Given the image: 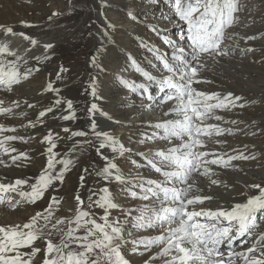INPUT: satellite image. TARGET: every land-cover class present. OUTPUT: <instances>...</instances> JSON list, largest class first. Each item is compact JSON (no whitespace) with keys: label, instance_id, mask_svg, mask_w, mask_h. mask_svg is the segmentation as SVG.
Wrapping results in <instances>:
<instances>
[{"label":"snow or ice","instance_id":"snow-or-ice-1","mask_svg":"<svg viewBox=\"0 0 264 264\" xmlns=\"http://www.w3.org/2000/svg\"><path fill=\"white\" fill-rule=\"evenodd\" d=\"M157 2L158 0H150L152 4ZM165 3L172 4L174 16L187 28L186 47L180 46L174 40L165 39V43L172 49L171 56L161 55L157 49L148 48L159 62L161 68L159 76L145 70L129 54L127 60L145 82L137 84L122 77H117V81L123 87L146 98L150 102L148 107H151L152 102L155 101L150 91L153 86L157 92L167 91L168 94L161 99L163 102L172 103L169 111L163 115L172 118L153 124L152 127L158 131L152 136H146L145 139L158 138L168 141L169 144L173 139L181 142L166 150L137 153L163 179L131 180L121 172L114 158L107 157H105V166L97 172V176L105 182L114 181L125 185V190L132 199L148 203L142 208L124 212L125 221L110 219L111 210L120 208V205L114 202L110 189L105 186L99 190V194L93 193L88 197L89 210H86L84 200L77 195L74 197L75 208L70 209L74 215L70 218L61 217L55 224H51L53 206L61 203L59 199L53 197L48 208L44 212H37L28 222L22 225L0 226V264H33V258L41 252L40 248L34 246L39 239H43L46 244L43 249L42 264H129L123 254V249L129 244L133 245V252L140 247L144 251L154 246L159 247V251L150 256L145 264H154L157 259L162 260V264H264V233L254 234L257 228V213L264 210V187L259 184L251 185L250 187L259 190V194L249 196L245 202L236 203L230 209L189 210V206L200 205L205 200L211 199L204 195H191L194 190L198 191L195 181L189 182L193 174L208 175L211 171L209 165L226 167L232 160L249 158L240 154L224 159L202 150L206 145L204 137L219 136L224 131L217 125L206 123L210 119H222L215 115V110L242 108L244 104H237L241 98L231 93L221 96L218 93H206L195 87L196 84L206 82L199 75V70L205 66L201 63L203 57L216 59L228 55V51L221 45L225 38V30L235 22L234 14L239 10L237 0H165ZM55 15L57 13H53V16ZM21 23L24 27H32L27 22ZM113 27L114 25L108 23V29ZM108 29L102 32L98 54L106 51V43H114ZM0 34L4 38L0 39V90L10 91L40 69L30 66L28 59L11 48L8 38L19 36L28 41L31 47L25 49L26 53L30 52L38 41L24 32L15 31L10 26L0 25ZM252 38L248 37V39ZM141 46L147 47L142 41ZM43 48L47 52L53 48V45L47 43ZM33 59L39 62L41 57L36 56ZM43 59L48 60L50 56L45 55ZM91 63L99 72H104L105 69L96 56L92 58ZM61 71L66 70L62 68ZM59 78L58 72L57 79ZM97 79L96 76L92 77L93 96H96ZM44 90L59 93V89L54 88L51 82ZM2 103L3 101H0V104ZM13 103L17 104L15 101ZM64 103L68 114L62 115L61 118L75 119L73 102L69 99ZM61 104V99L55 100L56 106ZM28 107L33 105L28 104ZM11 111V108L0 107V113H11ZM89 112H99L112 119L108 113L98 108L96 103L91 105ZM48 113H54V108L49 107L40 111L39 117H45ZM29 126L34 127L31 123ZM90 130L98 143V151L108 147L120 157L131 151L111 133L97 131L94 120ZM14 131V128L0 126V134ZM63 131L70 130L64 128ZM71 135L84 137L88 133L74 131ZM23 139L15 135L0 137V155L16 152L15 148L7 145L9 142ZM56 139L59 137L54 139L51 133L43 138L42 143L48 144L46 151L49 157L45 168L35 178V182L22 178H16L10 183L0 182V204L8 202L12 208L22 202L35 204L50 188L55 187L56 182L61 184L64 182L65 173L70 170L73 160L56 159L57 154L53 151L57 147ZM144 142L145 140L140 141V143ZM85 143L91 144L92 141ZM210 155L213 158L209 159ZM22 159H27L25 153L11 156L13 164L18 167L20 165L17 161ZM3 163L4 161L0 160V164ZM57 164L62 165L59 171H56ZM83 181L84 177L81 176L82 184ZM211 183L216 184L218 181L212 180ZM25 186L28 190H25ZM10 193L17 194L20 200L12 203L11 196L7 195ZM94 195L98 196L95 200ZM92 208L103 210V215L99 217L100 222L90 211ZM126 222H131L134 228L162 229V232L156 236L128 240L124 234ZM62 225L65 227H58ZM56 234L60 237L58 242L52 239ZM245 236L254 237L250 246L244 250H236L233 247L234 242ZM29 248L31 251H23Z\"/></svg>","mask_w":264,"mask_h":264},{"label":"rangeland","instance_id":"rangeland-1","mask_svg":"<svg viewBox=\"0 0 264 264\" xmlns=\"http://www.w3.org/2000/svg\"><path fill=\"white\" fill-rule=\"evenodd\" d=\"M237 4L239 10L236 14H234L236 16L235 22L231 27L225 30V33H227L226 38H224L225 41L223 40L221 45L222 48H224L223 45L228 44V47H225V49L228 51V55L217 57L216 59H212L211 57H203L201 63H203L205 66L199 70V75L202 78V80L206 82L196 84L195 86L198 87L199 89L205 90V92L212 90L214 93H220V92L221 93L225 92L226 94L233 93V96H239L241 98L240 101H237V104L240 103L244 104V107L242 108L234 107L235 110L233 111L236 112L232 113L231 116L234 117V121L236 120V122L233 123L232 121V123L230 124V127L232 129L226 127V129L223 131V133L225 132L228 137H226L225 134L219 136L213 135L211 138L204 137L203 139H205L206 145L205 148L202 150L204 151L208 150V152L210 153L214 147L218 146V143H221V147H225L224 149L229 151L228 152L229 154L227 153V156H238L240 154H243L244 156L249 157L248 159L245 160L235 159L236 164L240 165V167H236L237 168V172H235L236 174L232 173L231 175H228L232 177L234 181H236L238 190L236 189V185L232 184L231 180L230 183L224 185L225 187H227V190L231 192L233 191V194L235 196L243 197V199H247L244 190H247V188L250 187L251 185H255V182L253 181V179L252 180L250 179L251 183L249 184L244 180H240L241 178H239L238 176L242 177L241 175H243L247 177L251 169H255V170L259 169L261 171V174L264 176V0H237ZM114 10H116L115 13L117 12L116 18L114 17V14H112V11ZM130 10H132L133 12L137 11V14L140 11L138 20L135 19L133 13H132L133 15L130 14V16L127 14ZM160 10L161 11L163 10L162 13ZM172 10H173L172 4L165 3V0H158V2L155 4L150 3V0H4L0 2V25L11 27L21 23L22 21L27 22L30 25H35L37 24V19L39 18L45 24V27L47 28L48 31L49 30L53 31L52 28L55 27V25L59 22V18L68 16L70 22H68L65 26L75 27L77 35L78 36L84 35V37H82L81 42H79L80 46L76 45V43L73 44L76 45L72 51L73 53L70 52V47L73 45L72 44L70 45L66 42V39H69V35L65 36L66 39L62 40L61 42H57L58 45L60 43H63L65 49L63 48L64 51L59 53L56 59H52L51 61H48V63L49 65L55 66L52 70H54L56 74L58 72L60 73L59 79L63 80V83L58 82L59 79H57V75L52 74L53 72L47 71V72H43L44 75L50 74L52 75V78L46 81L44 83V86H46L50 81H52L51 82L52 84L58 82L59 86H62L64 84V86L66 87H69L71 86V84H74L75 88L79 89L78 91L81 96L79 100L84 102V104H82V110L86 111L88 110L87 107L90 108L91 105L94 103L92 102V100L99 99L97 97H99V95L102 94L101 90H107L106 89L107 87L112 86L111 88L112 90L111 89L107 90L105 94L110 92V90L123 91V88L125 87L120 85L117 81V77H121L119 76V74L128 76L129 73L130 75L131 73H133L134 75L135 74L138 75L137 72H134L133 69H130V67H128L130 62L127 60V58L122 57V54H120L121 49L128 51L130 49H134V50L144 49L145 52L141 51L143 52V54L142 53L141 54L143 57H145L144 54H146L149 57L148 60L150 61L151 60L156 61V60L153 54L148 51V48L157 49L159 54L161 55H165L166 51H172L170 46L165 43V39L171 40V38L172 39L179 38L180 36H182L183 31L182 33H179L181 32V30H179L178 32L175 31V27L177 26H178L177 28L180 27V29L181 28H185L184 30L187 29L186 26L180 23L175 16L171 17L170 13ZM158 12L160 14H158ZM53 13H57V15L53 16ZM101 13H103V15H101ZM75 15L80 16V18H78L79 20L75 18ZM22 16L25 17V19H22L23 18ZM49 17H51V19H49ZM249 17H255L254 23L250 22L249 24H247ZM113 22H116L120 26L123 25L126 29H128L126 31V34L127 32L132 34L137 33L139 37L145 39L153 38L154 40L156 39V41L154 43L153 42L151 43L152 47L148 42L144 43V45H147V47H142L138 45V42H134L133 36H128V37L126 36L124 38L122 37L121 39H117L115 37L116 34L114 35L116 30L112 28L108 29V23L112 24ZM105 29H108L110 32L112 31L111 33L112 39L113 41H118V45L120 48L118 49L117 48L118 46L114 48H111V46H109L106 48L105 52L100 54L97 53L96 55L88 57L87 54L92 50L93 41L95 40V38H99L100 36H102V32ZM153 29H155V31H153ZM78 36H75L73 38L76 40V37ZM248 37H253V38L248 39ZM58 39L59 38L55 39L54 41L56 42L58 41ZM232 43H236L235 47H238V50L235 51V48L234 49L231 48ZM179 45L186 47V44L184 43H181ZM249 49H251V51H249ZM239 50L240 52H238ZM117 53H119L118 54L119 57H116ZM111 54L113 55L114 58L110 56ZM94 56L97 57L98 62L101 63L103 67L105 63V65H109L106 68H113V70L108 69L106 72L105 70L104 72H99L95 67H93L91 63L92 58ZM131 56L137 58V56L139 57L140 55L133 52L131 53ZM117 64L118 65L121 64L123 68L120 67L118 69H123V70L118 71L117 67L114 68L115 66H117ZM148 65L155 66L154 63H150ZM62 68L67 71L66 72L61 71ZM145 70H149V69H145ZM100 75H102L101 77H103L102 81L104 82V86L101 84L102 81L100 80L101 79ZM93 76H96L98 78L97 79L98 82L96 81V96L92 95L91 85H92ZM122 78L127 80L126 76ZM128 78L130 80L133 79L129 76ZM41 80L42 78L36 79L32 75L29 79L22 81L21 83L27 85V88L23 90V93L25 94L28 90L33 92L35 90H38V86ZM135 82L138 83L139 80L136 79ZM98 83H100L101 86L97 85ZM112 83L114 85L117 84L116 86L119 87L120 89L114 86ZM44 89L45 87L43 88V90ZM152 90L155 89L153 88ZM2 91L3 94L0 95V101H3V103L0 105L3 106L4 99H7L9 97L12 100V103H9L7 107H4L5 106L4 104L3 107L11 108L12 111L11 113H0V119H1L0 122L1 121L6 122L8 128L15 129L14 132H9L10 134L14 133L15 135L17 136L20 135L23 138L27 137L26 140H19V142L23 144L21 146L28 145V148H30V151H32L33 148L37 147L36 144H38V142L42 140L39 137L40 136L39 132L43 131V126H45L46 128L48 124L52 123L50 120L41 121L39 119V112L43 111L44 108L47 109L49 107H53L55 109L56 107H58L55 105L56 99L53 97V95L50 92L47 91L45 92V90L44 93L46 95L43 97V99L35 100L32 102H29L27 100L25 101L24 99L25 97H19V95L16 96V94L12 93L11 90L10 91L2 90ZM123 92L126 95H128L127 94L128 92H131V96L126 97L125 100H128L130 98L131 100L134 99L133 102H135L136 99L135 102L136 106L138 104L139 106L144 107V105L141 103V101H138V99H145V98L142 97L139 93L138 94L134 93L128 88H125ZM10 93H12L11 96H9ZM167 94L168 92L160 93L155 90V92L152 93V95H154L155 97V101H156L155 105L150 110H147L146 112L142 113V115H144V118L143 117L139 118L137 116L135 117L137 121L142 122L143 124L142 128L144 127L142 129L143 132L140 134V136H136V134L132 130H126L127 126L126 127L122 126L121 133L120 134L117 133L118 137L123 134L126 135V136H120L121 143L124 145L126 149L134 150L133 152L132 150L130 152H126L128 155L125 153V155L123 156V158L126 157V159L124 158V162L126 161L125 163L121 161L117 162L123 174L128 173L127 168L131 170L130 171L131 174H125V176L131 180H138V179L158 180V178L160 177L159 176L160 174L155 172L154 169H152L147 164V162L143 159V157L137 155V152L154 153L158 151L161 144L163 145L165 144L164 140L158 138L152 140H146L145 137L152 136L154 133L158 131L157 129L151 126L154 123V121L151 120L159 118L158 116H160L162 112H160L158 115V113H155L154 110H157L158 112L160 111V108L164 106L163 104L166 103L163 102L161 98L163 95L166 96ZM48 96H50V98ZM14 101L17 102V104H14L13 103ZM66 101L67 100L62 101V104ZM116 102H117L116 104L118 105L123 104L122 101H116ZM104 103H100V104L102 105ZM28 104L31 105L33 104V107H28ZM121 107L122 109L125 110L131 109L128 107V105H124V104ZM228 114H229L228 110H223V113L219 112L217 116H220L222 120L227 121L225 117H231L228 116ZM9 117H11L10 118L11 120H9ZM212 122L218 124L224 123L222 125H227L225 122H221V121L216 122L212 120ZM30 123L31 125H34V127L29 126ZM118 129L119 128H116L114 129V131L118 132L117 131ZM84 130L88 131L86 127L84 128ZM49 133L53 135L52 130H47L45 132L46 135H48ZM129 136L131 137L136 136V138L132 139ZM221 137H226V138H224L223 140L221 139L217 141L214 140ZM141 140H145V142L140 143ZM209 140H212V142L209 145H207ZM30 141H34V142H30ZM15 142L16 141H12L10 143H15ZM156 144L160 146H157ZM40 149L41 148H36L35 150L36 153L33 150V152L29 154L27 159L25 160L22 159V161H17V164H20V166H22V167L19 166L18 169L24 170L27 168L30 169L32 168V174L36 173L37 167H35L34 164H32L31 167H28L29 165L27 163L29 162L33 163V158L38 159V157L41 155ZM37 152H39L40 154ZM131 158H133L134 160L132 159L131 161ZM82 161H84V165L87 168H84L83 172L81 173L82 176L85 177V179L83 181V184H81L77 189L79 192L77 195L84 196V192L86 195H88L87 197L84 198L86 210H88L87 209L88 197L93 193H98L99 189L105 186H107L110 189L113 199L116 200L114 202L121 204L123 206L124 205L130 206L131 202H136V204H138V208L143 207V204H139L138 202L140 201L142 203H145V201L143 202L139 199H135V200L132 199L127 194L125 190L126 187L125 185H121V186L117 185L111 188L109 184L106 185L104 184L103 186L99 182L100 180H97V175H96L97 172L100 169H102L105 166L104 163H106L105 157L102 154H100L98 151L97 152L94 151V154L92 153L90 156L89 155L86 156L85 158H83ZM133 161H135V163H132ZM12 163L13 162H11V164L8 163L6 165L5 164L3 165L6 166L7 169L10 168L14 169L15 167H17L16 164H12ZM39 167H43L42 169H44L45 165L43 166L41 165ZM233 174H235V176H232ZM212 175H213L212 172H210L208 175H200L199 173H196L193 174L192 179L195 177L200 179L201 182L205 181V183L210 184L209 186L214 187V191L217 192V189L221 190V188H219L217 184L211 183ZM242 181H244V183ZM66 195L68 196H64L62 201L64 200L65 202L66 201L68 202L71 200L70 197L71 193H67ZM53 197L54 195H48L38 199L37 201L38 203L42 202L41 203L42 205L43 204L47 205L49 204L50 200ZM97 198H98L97 195L93 196L94 200ZM232 198L233 196L230 197V199ZM11 201L16 202L17 199L11 196ZM198 206H203V204H200ZM0 207H2L8 212H15L17 210L16 208L19 207V204L15 208H12L8 206V202H5L4 204H0ZM90 210L94 211L93 208ZM259 213H260V218L258 221L264 223V210H262ZM54 215L57 218V214ZM122 221H125L124 217L122 218ZM125 230L126 232L124 234L127 239L133 236H137L139 234L147 233V235L150 236L151 234L159 235L162 232V229L134 228L133 224L129 222H128V227H126ZM150 231L153 232L149 233ZM129 233H131V235H128ZM57 236L59 237V235L56 234L55 239L57 238ZM36 242L38 243V245L41 246V248H43L42 245L45 243L43 239H39ZM44 247H46V245H44ZM128 247L129 245H127V248ZM233 247L236 248L235 244L233 245ZM132 248H133L132 246L128 248L129 251V252L127 251L128 255L125 253L124 256L127 258L128 256L130 257V255H134L132 256L133 258L135 257L134 259H139L138 256L139 254H137V252H133ZM24 250L26 251L28 249H24ZM146 253L147 252H144L142 257H145ZM136 262L138 263L139 260H136ZM38 264H42V260H39Z\"/></svg>","mask_w":264,"mask_h":264},{"label":"bare ground","instance_id":"bare-ground-1","mask_svg":"<svg viewBox=\"0 0 264 264\" xmlns=\"http://www.w3.org/2000/svg\"><path fill=\"white\" fill-rule=\"evenodd\" d=\"M1 1H4V0H0V2ZM23 7H24V5H23ZM159 8H161V7H159ZM115 11L116 10L112 11V14H114V17L116 18L117 17V15H116L117 12L115 13ZM162 11H161V13H162ZM132 13L135 16V19L138 20L139 19V13H140V11L137 14V11L136 12L135 11L133 12L132 10H130L127 14L130 16V14H132ZM158 14H160V13L158 12ZM170 14H171V17H173L174 16V10H172ZM75 18L78 19V18H80V16L79 15H75ZM22 19H25V17H23ZM254 21H255V17H249L248 18V21H247V24H249L250 22H253L254 23ZM68 22H70L69 19H68V16L67 17H61V18H59V22L55 25V27L52 28L53 31H51V30L48 31L47 28L45 27V24L39 18L37 19V24L32 25V27H24V25H22L21 23L16 24L14 26H11L15 31H17V32H24V33L28 34L29 36H31L32 38H34V39H36L38 41V44L34 48H32V50L30 52H27L26 53L25 52V49L31 47L29 45V42L28 41L23 40L19 36L8 38L9 41H10V47L11 48H13L14 50L18 51V53L21 56H24L25 59H28L30 66H34V67H37V68L40 69L38 72L33 73V76L36 79L37 78H42V80L40 81L39 86L37 85L38 86V90H35L34 92L28 90L24 94L23 93V90L25 88H27V85H25L24 83H21L18 86H14L13 87V90H11V91H12V93L16 94V96L19 95V97H25L24 98L25 101L27 100L29 102H32V101H35V100L43 99V97L46 95L44 93V90H43V88L46 87V86H44V83L46 81L50 80V78H52V75H50V74L44 75L43 72H47V71L48 72H53L52 74L57 75L56 72L54 70H52L55 66L54 65H49L48 61H51L52 59H56L57 56L59 55V53L63 52L64 49H65V46L63 45V43H60L58 45L57 42H61L62 40L66 39L65 36H68L69 35V39H66V42L68 44H70V45L71 44L73 45V44L76 43V45H79L80 46V43L79 42H81L82 37H84V35L83 36H78L77 35V32H76L75 27H73V26L72 27L71 26L70 27L69 26H65ZM112 24L114 25V27L112 29L116 30L115 33L114 32L113 33H114V35L116 34L115 37L117 39H121L122 37L124 38L126 36L127 37L128 36H133L134 42H138V45H140V46H141V41L143 42V44L145 42H148L150 45H151L152 42L154 43L156 41V39L154 40L153 38L145 39V38L139 37V35H137V33L132 34V33H128L127 32V34H126V31L128 29H126L123 25L120 26L116 22H113ZM177 27H175V31L178 32L179 30H181V32H179V33H182V31H183V34L179 38H173V39L171 38V40L176 41L178 44L184 43V44L187 45L186 34H185V33H187V29L184 30L185 28H181L180 29V27L179 28H177ZM134 30H133V32H134ZM184 31H185V33H184ZM111 33H112V31H111ZM226 34L227 33H225V38H226ZM62 35H64V36H62ZM75 36H78V37H76V40L73 38ZM137 37H139V38H137ZM57 38H59V39H58V41L55 42L54 40L57 39ZM0 39H4L3 36H2V34H0ZM101 42H102V36H100L99 38H95V40L92 43V46H93L92 47V50L87 54L88 57L93 56V55H96L98 53L97 50L100 48ZM47 43H51L53 45V48L52 49H49L47 52H45V50L43 48V45L44 44H47ZM76 45H73V46L70 47V52L71 53H73L72 51H73V49L75 48ZM109 46H111V48H114V47H117V46H118L117 47L118 49L120 48L119 45H118V41H114V43H112V44H107V43L105 44V48H107ZM235 46H236V43H232L231 44V48H233V49L235 48V51H236V50H238V47H235ZM151 47H152V45H151ZM223 47L225 49V47H228V44L223 45ZM141 51L145 52L144 49H137V50L130 49L129 51L128 50L121 49L120 54H122V57L123 58H126L129 54L131 55V53H133V52L136 53V54H138V55H140L139 57L137 56V58H134L133 57L136 60V62L141 67H144L145 69H149L147 71H149L151 74L156 75V76H159L160 73H161V68L159 66V62L158 61H152L151 60V63H154L155 66L148 65V64H150L149 63L150 60H148L149 57L146 54H144L145 57H143L142 56L143 52H141ZM171 52L172 51H166V54L165 55L171 56ZM238 52H240V50ZM118 54L119 53H117L116 57H119ZM45 55L50 56V59H48V60L43 59V57ZM36 56L41 57V59H40L39 62H37L35 59H33V57H36ZM110 56H112V58H114L112 54ZM189 59H191V57H189ZM124 60H126V59H124ZM108 66L109 65H105V63H104L105 72L108 69H112L113 70V68H106ZM116 67H117V69L120 68V67L123 68V66L121 64H119V65L117 64V66H115L114 68H116ZM128 67H130V69H133V71L136 72L134 70V68L131 66V64H129ZM120 70H123V69H118V71H120ZM100 74H102V73H100ZM101 76L102 75H100V77ZM119 76H121V77H125L126 76L127 80L130 81V82H135V80L137 79V80H139V82L137 84L144 83L145 82L144 79L142 78V76L140 77L139 73H138V75L137 74L134 75L133 73H131V75H130V73H129L128 76L131 77V78H133L132 80H130L127 75L119 74ZM54 78H55V76H54ZM102 78L103 77H101V79H100L101 81H102ZM50 82H52V81H50ZM58 82L63 83V80H60L59 79ZM58 82L55 83V84H53V87L59 89V93H54V92H50V93L53 95V97L55 99H58L59 98L62 101L69 100L70 99L73 102V109L75 111V119H72V120H63L61 118L62 115L68 114V112L66 111V103H63L60 106L56 107L54 109V113H48L45 117H39V119L41 121L50 120L52 123L51 124H48L46 128H45V126H43V131H40L39 132V134H40L39 137L42 140L40 142H38V144H36L37 145L36 148H41L40 149L41 155L38 157V159L37 158H33V163H30V162L27 163L29 165L28 167H31V165L34 164V166L37 167V172L34 173V174H32V168L31 169L30 168H27V169H24L23 170V169H18L19 168L18 166L15 167L14 169L13 168L7 169V167L3 165V164L6 165L8 163L11 164V162H12L11 156L12 155H18L19 153H25L26 156H27V158H28L29 154L31 152H33V150L35 152L36 148H33V150L30 151V148H28V145L21 146L23 144H21L19 142V140H17L15 143H10L9 142V144L7 145L9 147L15 148L17 150V152L0 155V160H3L4 161L3 164H0V182L10 183V182L14 181L16 178L27 179L30 182H35V178L38 177L39 174L41 173V171L43 170L42 169L43 167H39V166H41V165L42 166L43 165L46 166V163H47V160H48V157H49V154L46 151V149L48 147V144L42 143L43 138L46 135L45 132L47 130H52L53 135H54V137H53L54 139L56 137L62 136V137H59V139H56L57 147L53 150L57 154L56 159H61V158L72 159L73 160V164L70 166V170L65 173L64 182L62 184L59 183V182L58 183L56 182L55 187L54 188H50L45 193L44 196L54 195V197H56L57 199H59L60 201H62V199H63L64 196H68V195H66L67 193H71V196H70L71 197V200L68 201V202L67 201L65 202L63 200L62 203L58 205V207L57 206H53V209H52L53 215H52L51 222H50L51 224H55L56 220L59 219V218H61V217L70 218V217H72L74 215V212L73 211H70V209H74L75 208L76 201H75L74 197L77 196V194L79 193L77 189L82 184V182H81V176H82V174L81 173L83 172V169L84 168H87L84 165V161H82V160L86 156H88V155L90 156L92 153L94 154V151L97 152L98 151V147H99L98 146V143L95 140V137L92 135L91 130H90L91 129V124H92L93 120L97 124V131L109 132L117 140H119V142L121 143L120 136H126L124 134L123 135H120L119 137L117 136L118 135L117 133L120 134L121 131H122L121 127L122 126H125V127L127 126L128 128L126 127V130H132L136 134V136H140V134L143 132L142 129L144 127L142 128V126H143L142 122L137 121L135 119V117L137 116L139 118L140 117H143L144 118V115H142V113L146 112L147 110H150L155 105V102H156V101L152 102V106L151 107H148L147 105L150 102L147 101L146 98L145 99H138V101H141V103L144 105V107H141L138 104L136 106V103H135L136 102V99H135V102H133L134 99L131 100L130 98L128 100H125L126 97H130L131 96V92H128V93L126 92L128 95H126L123 92L125 88H123V91H119V90L118 91H111L112 90L111 89L112 86L111 87H107L106 88L107 90L111 89L110 92H108L107 94H105L107 92V90H101V93L102 94L99 95V99L92 100V102H94V103L97 102L96 104H97L98 108H100L103 112L108 113V115L110 117H112V119H108L107 117L101 115L99 112L90 113L88 107H87L88 110H86V111L84 110L83 111L82 110V104H84V102H82L81 100H79V98L81 97L80 94H79V91H78L79 89H76L75 86H74V84H71V86H69V87L64 86V84L62 86H59V83ZM65 82H66V80H65ZM100 83H98L97 85H100ZM101 84L104 86V82L103 81H102ZM116 85H114V86H116ZM117 88H119V87H117ZM153 88L155 89L154 86H153ZM196 88L198 90H201V91H204L205 92V90L199 89L198 87H196ZM152 89H150V91L152 93L155 92V90H152ZM12 93H10L9 96H11ZM206 93H214V92L212 90H209ZM2 94H3V91L0 90V95H2ZM218 94H220L221 96L226 95L225 92H222V93L220 92ZM232 95H233V93H232ZM105 96H107V97H105ZM163 96H165V95H163ZM19 97H18V99H19ZM48 97L50 98V96H48ZM116 101H122V103L124 105H128V107L131 108L132 110L131 109H127V110L122 109L121 106L123 104L122 105H120V104L118 105V104H116L117 103ZM145 101H146V103H145ZM9 103H12V100L8 97L7 99H4L5 106H4V104H3V106L4 107H7V105ZM100 103H104V104L101 105ZM171 103L172 102H166L165 104H163L164 106H162L160 108V111L159 112L157 110H154V112L155 113H158V115H159L160 112H162V113L160 114V116H158L159 117L158 119L151 120V121H154L153 124H155L157 122H160L162 120H166V119L172 118L170 116H164L163 115V113L169 111V108H170ZM23 104H25V103H23ZM3 106L0 105V107H3ZM45 109L46 108H44V110ZM223 110H228L229 111L228 116H231L232 113L236 112V111H233V110H235V108H231L230 110L229 109H216L215 110V115H218L219 112H222L223 113ZM10 118L11 117H9V120H11ZM225 118H226L227 121L222 120V119H220V120L210 119V120L206 121V123L207 124L217 125L222 130H225L226 127H228L229 129H232L230 127V124L232 123V121H234V117L231 116V117H225ZM127 120H129V121H127ZM212 120L213 121H216V122L217 121L225 122L227 125H222L224 123L218 124V123L212 122ZM235 122H236V120H235ZM0 126H4V127L8 128V125H6V122H3V121L0 122ZM84 126L88 129V131H85L84 130V128H85ZM151 126H149V127H151ZM64 128H68L70 131L69 132H64L63 131ZM116 128H119L117 130L118 132L114 131V129H116ZM74 131H84V132L88 133V135L87 136H84V137H73L71 135V133L74 132ZM223 134H225L226 137H228L225 132ZM4 135H15V134L14 133L10 134L9 132H4V133L0 134V137H2ZM232 135H234V134H232ZM15 136H17V135H15ZM136 136H133V137L129 136V137H131L132 139H134V138H136ZM18 137H21V136L19 135ZM226 137H221V138H217V139H214V140H216V141L219 140V139L223 140ZM26 139H27V137H25L23 140H26ZM85 141H92V143L91 144H88V143H85ZM238 141H239V139H238ZM30 142H34V141H30ZM180 142L181 141L178 140V139H173V141L171 142V144H169L168 141H165V144L164 145L163 144H161V146L160 145H157L159 142L156 145L157 146H160L159 149H158V151H159V150H166L168 147H170L172 145H178ZM211 142H212V140H209L207 145H209ZM73 148H75V151H73ZM224 148L225 147H221V143H218V146L217 147H214L211 152H213L216 155H219V156L223 157L224 159H227V157H228L227 156V153L229 151L225 150ZM130 150H132V149H130ZM133 151L134 150H132V152ZM205 151L208 152V150H205ZM98 152L100 154H102L104 157H107L108 159H113L114 158V161L116 163L118 161L124 162V158L126 159V157L123 158V157H120L118 155H115L111 151V149L108 148V147H105L103 149H99ZM37 153H39V152H37ZM137 153H141V152H137ZM231 155H233V154H231ZM234 155H235V153H234ZM211 158H213V156H210L209 157V159H211ZM132 159L133 158H131V161H132ZM121 162H120V164H121ZM105 164L106 163H104V165ZM96 166H97V164H96ZM99 166H101V165H99ZM20 167H22V166H20ZM61 167H62V165L57 164L56 165V171H59V169ZM208 167H210V169H211L210 172L213 173L211 179L212 180H215V181H218V183H216V184H217V186L219 188H221V190H218L217 189V192H216V191H214V187L209 186L210 184L205 183V181L204 182H201L200 179L194 177L189 182L191 183L194 180L198 191L194 190L193 191L194 193H192L191 195H204V196L211 197V199L205 200L203 202V206H198V205L189 206V210H193V209L200 210L201 208H203L205 210H209V209L210 210H216V209H220V208H222V209H230L234 204H236V203H243V202H245L247 200V199H243V197L235 196L233 194V191L231 192V191L227 190V187L224 186L225 184L230 183L231 181H232V184L236 185V181H234L232 177L228 176V175H231L232 173L237 172V168L236 167H240V165L236 164V161L235 160L230 161L229 165L226 166V167L219 166V165H209ZM127 170H128V173H124V175L125 174H131L130 173L131 170H129L128 168H127ZM262 170H263V168H262ZM125 172H126V169H125ZM229 172H231V173H229ZM136 173H138V172H136ZM235 174H233L232 176H235ZM241 176L242 177L238 176L239 178H241L240 180H244V181H246V182H248L250 184L251 183L250 182V179L251 180L253 179V181L255 182V184H259L262 187H264V176L261 174V171L259 169H256V170L255 169H251V171H249L247 177L246 176H243V175H241ZM84 179H85V177H84ZM159 179H163V177L160 176L158 178V180ZM97 180H100L99 182L103 186H104V184L105 185L106 184H109L111 188H113L114 186H117V185L118 186H121L122 185V184L116 183L114 181L105 182L104 180H102L98 176H97ZM244 181H242V182L244 183ZM245 185H248V184H245ZM236 189L238 190L237 185H236ZM25 190H28L27 189V186H25ZM98 193H99V191H98ZM244 193L246 194V197L248 198L251 195H258L259 194V190L258 189H255V188L248 187L247 190H244ZM7 195L12 196L13 198H15L17 200H20V197L17 194H15V193H10V194H7ZM87 196L88 195H86L85 192H84V196H80V197H81V199L84 200V198L87 197ZM231 196H233L232 199H230ZM114 201H116V200L114 199ZM11 202L12 203H15L14 201H11ZM41 203L42 202L38 203V201H36L35 204L22 202V203L19 204V207L16 208L17 210L15 212H8L5 209H3L2 207H0V226L17 225V224L22 225V224L28 222L29 219L32 216H34L37 212H44L45 209L48 208L49 204H47V205H44L43 204L42 205ZM138 203L144 205L145 203H148V202L142 203V202L139 201ZM119 205L122 206V207L111 210L110 219H113V220L119 219V220L122 221V218L123 217L125 218V216L123 214L124 212H127L129 209H138V204H136V202H131L130 206H128V205H124L123 206L121 204H119ZM8 206H9V204H8ZM27 209H29V210H27ZM93 209H94V211H91V210L90 211L95 214V218L97 219L98 222H100L99 221V217L101 215H103V210L102 209H99V208H93ZM54 214H57V218L55 217ZM259 218H260V213H257V228L254 230V234L255 235H258L260 233H264V223H261L260 221H258ZM129 223H131V222H129ZM58 227H60V226H58ZM62 227H65V226L62 225ZM126 227H128V222L124 224V228H126ZM125 232H126V230H125ZM152 232L153 231H150L149 233H152ZM155 235L156 234H151L150 236H155ZM55 236L56 235H54L52 237V239H53V241L58 242L60 237L57 236V238L55 239ZM147 236H149V235H147V233H145V234H139L137 236H133V237L128 238V240L139 239L141 237H147ZM253 238H254L253 236H245V237L239 238L237 241L234 242V244L236 246L235 249L236 250H244L247 246H250V242H251V240ZM44 245H46V244L44 243L42 245L43 248H41V246L38 245L37 242H35V245L34 246L37 247V248H40L41 249V252L38 253L37 256L33 258V264H38V261L43 259V249L45 248ZM131 246L133 247V245L129 244V247L128 248H130ZM128 248L126 246V248L123 249V254H125V253L127 254ZM26 251H31V249L29 248ZM158 251H159V247H152L148 251H144V249L142 247H140L136 251L137 254H139L138 255L139 256V259H134L135 257L134 258L132 257L134 255H130V257H132V258H130L129 256L127 258L126 257L125 258L129 261V264H145V261L149 260V257L152 256V255H154ZM144 252H147V253H146L145 257H142V255H143ZM136 260H139V262L137 263ZM154 264H162V260L157 259L154 262Z\"/></svg>","mask_w":264,"mask_h":264}]
</instances>
